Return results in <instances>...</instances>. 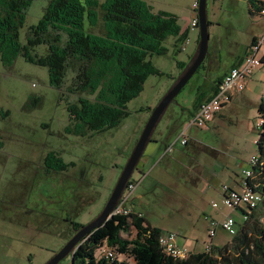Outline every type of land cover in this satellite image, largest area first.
Masks as SVG:
<instances>
[{"label": "rangeland", "instance_id": "rangeland-1", "mask_svg": "<svg viewBox=\"0 0 264 264\" xmlns=\"http://www.w3.org/2000/svg\"><path fill=\"white\" fill-rule=\"evenodd\" d=\"M145 1L154 11L178 16L183 28L198 17V8L193 6L198 0ZM47 3L35 0L28 8L21 29L23 43L28 27L38 22ZM249 6L248 0H207L211 24L203 66L162 116L131 176L137 185L126 206L142 212L163 231L177 232V243L190 251H203L209 243L223 245L231 239L232 234L221 228L210 237V227H216L211 226L212 219L222 222L232 215L237 223L243 221L240 210L224 204L220 189L228 184L241 190L239 183H245V170L251 169V158L257 153L260 117L255 104L262 99L264 66L254 68L250 75L244 102H229L223 116L216 115L207 128L191 127L187 145L179 139L172 151L165 154V149L180 137L187 123L178 127L179 120L188 115L183 106L193 104L195 88L210 85L236 56L244 59L254 34L263 37L260 22L264 17L251 14ZM189 28L180 52L175 51L174 37H169L164 43L168 53L152 56L161 73L149 75L143 91L128 102L129 114L103 131L71 130L77 121L71 118L67 102H74L77 95L65 92L63 98L62 90L50 83L46 66L23 56L10 64L0 60V215L18 218L12 224L0 216V264H45L74 235L68 217L84 226L102 212L153 109L196 55L200 28ZM42 51L41 47L32 50ZM263 55L264 44L257 58ZM178 61L188 65L181 69ZM51 151L66 162H76L68 175L79 180L46 175L43 159ZM12 200L16 209L11 207ZM71 203L76 212L68 211ZM97 255L101 257V252ZM70 260L69 254L59 264H70Z\"/></svg>", "mask_w": 264, "mask_h": 264}, {"label": "trees", "instance_id": "trees-1", "mask_svg": "<svg viewBox=\"0 0 264 264\" xmlns=\"http://www.w3.org/2000/svg\"><path fill=\"white\" fill-rule=\"evenodd\" d=\"M34 1L0 0V60L10 64L23 56L26 61L46 66L50 83L62 90L63 98L65 92L76 94L74 102H67L71 118L77 121L71 128L74 132L103 131L118 125L129 114L127 104L143 91L148 76L161 73L152 56L168 53L164 43L169 37H174L173 46L180 52L189 36L190 25L183 28L178 16L154 11L145 0H48L38 22L28 27L23 43L21 29ZM248 1L250 13L264 17V0ZM256 41L253 38L251 43ZM40 47L41 53L32 52ZM242 60L243 56L239 57L234 66ZM261 64L264 66V55ZM178 65L185 69L188 63L178 61ZM202 66L203 63L196 73ZM221 81L219 77L207 87L203 83L195 88L193 104L183 106L188 115L179 124L188 121L202 101L218 92ZM223 109L217 117L223 116ZM257 111L261 121L256 140L257 161L251 164L252 173L245 176L242 188L259 192L262 200L254 207L234 208L242 212L243 221L237 223L238 230L229 241L223 245L209 243L205 250L190 251L184 257L171 255L160 242L163 230L129 206L127 212L113 214L89 233L72 253L70 264H131L128 259L134 264H264V98ZM189 142L188 138L185 145ZM43 164L46 175L53 178L58 174L68 175L77 165L74 161H64L53 151L45 155ZM68 176L79 180L75 175ZM17 201L22 202L15 198ZM15 202H11L14 209ZM72 206L71 203L68 211L76 212ZM0 216L11 223L18 219ZM66 220L74 234L83 227L70 217ZM133 230L134 236H125ZM118 255L124 259L119 260Z\"/></svg>", "mask_w": 264, "mask_h": 264}, {"label": "built area", "instance_id": "built-area-1", "mask_svg": "<svg viewBox=\"0 0 264 264\" xmlns=\"http://www.w3.org/2000/svg\"><path fill=\"white\" fill-rule=\"evenodd\" d=\"M198 5L199 2L196 1L194 2L193 6L195 9H197ZM262 13L264 14V8L262 9ZM191 26H199V20L197 16L192 17L190 22V27ZM263 44L264 35L261 39H258L255 44H252L249 49L250 53L249 51L247 52L242 62L239 65L231 67L230 70L223 76L218 92H216L210 98L202 101L198 110L187 121L180 137L166 147L165 154L172 151L179 139H181L182 144H185L188 141V136L186 134L191 127L206 128L208 124L215 118V116L221 111V109L231 101L233 93L241 92L245 89L247 80L253 73L254 68L260 65L261 59L257 58V53ZM262 98H264V90ZM256 161L257 157L253 155L251 158V164H254ZM251 173V169L245 170L246 176H250ZM136 185L137 182L129 180L113 214L128 211V209H126V204L129 201H132L131 199H133L132 197ZM221 192L223 195L224 204L233 209L235 207L243 206V203L245 205L254 207L257 206L262 200V195L257 191H253L252 189L248 188L237 190L228 184H223L221 186ZM212 204L214 207L218 206V203L215 201ZM210 224L211 226H216L215 228L210 227L209 229V234L212 239L216 235L218 228L224 229L232 235H234L238 230L237 221L232 215H227L222 220V222L212 219ZM177 237V232L163 231L160 236V242L167 253L174 256L184 257L190 252V250L186 246L178 244Z\"/></svg>", "mask_w": 264, "mask_h": 264}, {"label": "water", "instance_id": "water-1", "mask_svg": "<svg viewBox=\"0 0 264 264\" xmlns=\"http://www.w3.org/2000/svg\"><path fill=\"white\" fill-rule=\"evenodd\" d=\"M198 2L200 38L194 59L192 60L191 64L186 68V71L178 78L175 84L167 91V93L162 97L157 106L153 109L150 118L148 119L139 139L137 140L134 149L126 165L124 166L123 171L102 212L93 221H91L87 225H84L80 230H78L68 240V242L58 252H56L52 256V258H50L45 264H59L69 254L71 255V262H73L72 253L81 243V241L94 229L100 227L104 222H106L110 217H112L113 212L117 207L122 197V194L143 155L147 144L151 141L152 134L155 128L157 127L159 121L161 120L162 116L164 115L170 104L175 100L176 96L180 93L183 87L186 86V84L190 81V79L194 76L196 71L202 65L208 52L210 24L207 13V0H198Z\"/></svg>", "mask_w": 264, "mask_h": 264}, {"label": "crops", "instance_id": "crops-1", "mask_svg": "<svg viewBox=\"0 0 264 264\" xmlns=\"http://www.w3.org/2000/svg\"><path fill=\"white\" fill-rule=\"evenodd\" d=\"M260 24L262 25V28H263V30H264V19H262V21L260 22ZM254 37L253 38H257V40H258V37H259V34L257 33V34H254L253 35ZM252 46V43L250 44V46H248V47H251ZM262 48V47H261ZM260 48V49H261ZM250 49V48H249ZM194 57V56H193ZM239 58V56H236L235 57V59H234V61L230 64V66L227 68V69H225L222 73H220V74H218L217 76H216V78L215 79H213V81H217L218 80V78L220 77V78H223V76L230 70V68L232 67V66H234L237 62H238V59ZM249 79V78H248ZM212 82V81H211ZM250 84V79L249 80H247V83H246V87L248 86ZM246 87H245V89H246ZM245 89L243 90V91H241V92H235V93H233V95H232V99H231V101H230V104H232V103H234V102H236V100L238 99V101H242V102H244L246 99H247V95H245V93H244V91H245ZM260 99V98H259ZM256 102V101H255ZM253 103H254V101H253ZM229 104V105H230ZM260 104V100H259V102L257 103V105L255 104V106L258 108V105ZM228 104L226 105V106H224V108L225 107H227V106H229ZM187 122V121H186ZM183 123H181V124H179L178 125V127L179 126H181ZM184 125V124H183ZM244 184L245 183H242V182H240L239 183V185H240V188L242 189V186H244ZM221 190V189H220ZM6 216H8V215H6ZM227 216V215H226ZM225 216V217H226ZM8 221V220H7ZM11 223V222H10ZM12 224H14V223H12ZM217 234V233H216Z\"/></svg>", "mask_w": 264, "mask_h": 264}]
</instances>
